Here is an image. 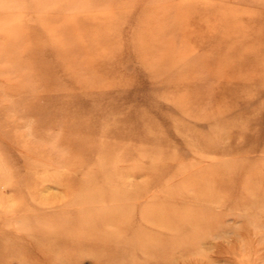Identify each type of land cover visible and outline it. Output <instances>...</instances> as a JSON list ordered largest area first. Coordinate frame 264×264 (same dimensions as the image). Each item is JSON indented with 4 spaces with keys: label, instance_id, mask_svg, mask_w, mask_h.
I'll return each instance as SVG.
<instances>
[{
    "label": "rangeland",
    "instance_id": "1",
    "mask_svg": "<svg viewBox=\"0 0 264 264\" xmlns=\"http://www.w3.org/2000/svg\"><path fill=\"white\" fill-rule=\"evenodd\" d=\"M17 240L54 264H264V0H0V264Z\"/></svg>",
    "mask_w": 264,
    "mask_h": 264
},
{
    "label": "bare ground",
    "instance_id": "2",
    "mask_svg": "<svg viewBox=\"0 0 264 264\" xmlns=\"http://www.w3.org/2000/svg\"><path fill=\"white\" fill-rule=\"evenodd\" d=\"M181 103H184V101L182 100V102ZM207 117V116H206ZM194 139V138H193ZM192 139V141H190L193 145L194 144H196L197 143V141L194 139L193 140ZM36 147V146H35ZM39 148V147H38ZM48 191V190H47ZM36 206L38 207V208H44V207H46L47 205L46 204H44L42 201H36ZM79 210L78 211H84L85 209H84V207H80V208H78ZM158 221V220H157ZM187 221V220H186ZM186 221L183 223L184 225H181V226H179V227H177V231L176 232H174V233H171L172 235H169V236H167V237H165V238H162V240L163 239H166V242H174V241H176V240H180V238H182L181 236H183V232L184 231H189L190 229H194L196 226L195 225H185V223H186ZM162 222L165 224V225H167L168 223L166 222V221H163L162 220ZM154 224H156L155 222H153ZM63 224H64V228L66 229V230H68L69 232H74V237H73V239L72 240H68V244H66V245H79L80 244V246H82L81 245V243H84V244H86V246H90V245H92V243H90V242H87L86 240H85V237L84 236H82V237H78V236H76V232H78L77 231V227H79V226H81V225H83L84 224V222L82 223L81 221H77V220H71V221H63ZM193 224V223H192ZM86 225H87V223H86ZM87 227H88V225H87ZM185 228V229H184ZM9 237V236H8ZM11 237H13V236H11ZM10 238V237H9ZM262 240V239H261ZM260 240V241H261ZM195 243L193 242L192 244H189V247H191V248H193V245L194 244H198V242H199V239L198 238H196L195 240ZM263 241V240H262ZM261 241V242H262ZM90 243V244H89ZM260 242H258V244H259ZM263 243V242H262ZM196 244V245H197ZM264 244V243H263ZM260 245H262V244H260ZM42 253L43 254H47L48 255V257H51V256H49L50 255V253L49 252H43L42 251ZM264 253V252H263ZM31 252H26L23 248H22V246L20 245V242L17 240V241H15L13 244L12 243H8V244H2V249H1V255H2V258L3 257H5V258H15V257H19L21 260H22V263L23 264H43V262H44V264H54L53 262H51L50 260H48V258H47V256H45V255H43V254H40L39 253V258L38 259H34V258H31ZM264 257V256H263ZM43 260H48L49 262L48 263H46L45 261H43ZM67 264V263H66Z\"/></svg>",
    "mask_w": 264,
    "mask_h": 264
}]
</instances>
